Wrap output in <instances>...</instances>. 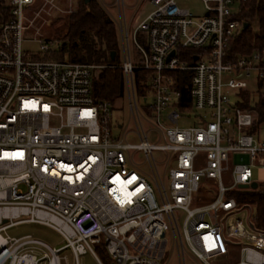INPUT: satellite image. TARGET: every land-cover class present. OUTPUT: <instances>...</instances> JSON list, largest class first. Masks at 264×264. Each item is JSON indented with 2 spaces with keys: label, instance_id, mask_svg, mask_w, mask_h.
<instances>
[{
  "label": "built area",
  "instance_id": "obj_1",
  "mask_svg": "<svg viewBox=\"0 0 264 264\" xmlns=\"http://www.w3.org/2000/svg\"><path fill=\"white\" fill-rule=\"evenodd\" d=\"M6 1L0 264H79L86 253L103 264L97 250L110 264H264V230L251 228L252 209L232 196L256 190L251 167L264 164V124L240 106L242 93L264 86V49L236 60L228 54L244 25L251 27L241 12L252 0H199L202 14L178 0H97L119 31L132 130L114 124L109 102L94 100L98 66L56 60L69 42L30 34L34 21H60L80 0ZM146 3L153 10L130 21L127 9L136 16ZM27 42L38 51L25 50ZM21 223L53 229L65 246L3 235Z\"/></svg>",
  "mask_w": 264,
  "mask_h": 264
},
{
  "label": "trees",
  "instance_id": "obj_2",
  "mask_svg": "<svg viewBox=\"0 0 264 264\" xmlns=\"http://www.w3.org/2000/svg\"><path fill=\"white\" fill-rule=\"evenodd\" d=\"M7 10V1L0 0V15ZM241 16L247 19L250 25L258 22L260 30L259 34L254 36L252 28L249 27L236 36L229 44L230 60L249 54L255 48L264 49V2L252 0L247 3ZM60 21L62 23L54 29V33L59 38L64 37L69 42V46L54 59L98 66L99 68L93 73L94 100L109 102L114 109L120 108L126 99V93L124 75L119 68L122 63V52L115 22L97 0H91L88 3L80 0L77 12ZM142 75L141 72H137V85L140 92H142L139 86ZM183 79L187 81V78ZM180 89L183 100L189 101V91L185 85H181ZM241 99L243 103L240 106L254 111L256 123L264 124V86L260 85L257 102H253L247 92L241 94ZM232 196L235 197L240 208L249 206L252 209L253 224L258 229L264 230V185L256 190L236 191ZM97 251L99 255L107 257L105 251Z\"/></svg>",
  "mask_w": 264,
  "mask_h": 264
},
{
  "label": "rangeland",
  "instance_id": "obj_3",
  "mask_svg": "<svg viewBox=\"0 0 264 264\" xmlns=\"http://www.w3.org/2000/svg\"><path fill=\"white\" fill-rule=\"evenodd\" d=\"M135 1V0H134ZM126 3L128 6H132L133 0H126ZM177 4L179 7L183 9H187L192 11L196 14H202L204 12L203 3L199 0H178ZM153 10V7L146 3L144 4L139 13H137L136 16H133L132 10L127 9V17L130 21L136 22V19L144 18L147 14H149ZM111 13L115 17V19H118V13L115 8L111 10ZM62 21H34L33 26L30 29V34L35 35L37 31L40 32V34L47 38H54L63 40L64 37H58L54 33V29L57 26H60ZM251 28L253 31L254 36H257L259 34V23L253 22L251 23ZM65 40V38H64ZM24 49L28 50L30 52H37L39 49V45L36 43L27 42L24 44ZM132 52L135 53V48L133 44L131 45ZM251 96V99L253 102H257L258 100V93L257 92H251L249 93ZM143 107V106H142ZM114 124L115 123H122L124 125L128 124L129 129H134V123L131 122L127 98L125 101L121 104V107L115 111L113 115ZM181 125H187L186 123H181ZM261 139H264V126L262 127L261 133H260ZM129 141L132 143H139V140L134 137L130 136ZM151 142H155V138L150 137ZM155 156L157 158H160V153H155ZM138 161L142 162L144 160L143 155L138 156ZM204 162H200L199 167H203ZM144 170L149 171L148 166L143 167ZM252 174H253V181L259 185V187H262L264 185V164H261L258 161L253 162V166L251 167ZM224 184L225 186L230 185V175L229 173L224 174ZM244 214V213H243ZM179 217V216H178ZM180 225L183 221V216H180ZM4 236H8L10 238H20L24 236H31L37 240H40L47 245H49L51 248L55 249H61L65 246V243L63 241V238L55 232L53 229L46 227L44 225L40 224H32V223H21L16 226L11 227L8 229L5 233H3ZM170 236V233L168 234ZM170 238V237H169ZM99 253V252H98ZM64 255H67V258L70 262L73 261V258L71 256V253L69 251H66L63 253ZM100 260L103 264H110L108 257H105L104 255H99ZM79 264H98L97 261L94 259L91 253H86L79 256ZM189 261V260H188ZM235 261V259H232V262Z\"/></svg>",
  "mask_w": 264,
  "mask_h": 264
},
{
  "label": "water",
  "instance_id": "obj_4",
  "mask_svg": "<svg viewBox=\"0 0 264 264\" xmlns=\"http://www.w3.org/2000/svg\"><path fill=\"white\" fill-rule=\"evenodd\" d=\"M86 1V3H88V2H90L91 0H85ZM248 28V23H246L245 25H244V30H246ZM171 55H173V53L171 54ZM114 58V54L112 55V59ZM257 187H258V185L256 184V183H254L253 185H252V189H257ZM241 188H247V186H241ZM248 209L249 210H251L250 209V207H248ZM249 224H250V226H251V228H255L254 227V224L250 221L249 222Z\"/></svg>",
  "mask_w": 264,
  "mask_h": 264
},
{
  "label": "crops",
  "instance_id": "obj_5",
  "mask_svg": "<svg viewBox=\"0 0 264 264\" xmlns=\"http://www.w3.org/2000/svg\"><path fill=\"white\" fill-rule=\"evenodd\" d=\"M133 3H134V0H133ZM133 3H132V4H133ZM141 19H143V18L136 19V22H137L138 20H141ZM114 22H115V21H114ZM133 23H135V22H133Z\"/></svg>",
  "mask_w": 264,
  "mask_h": 264
}]
</instances>
